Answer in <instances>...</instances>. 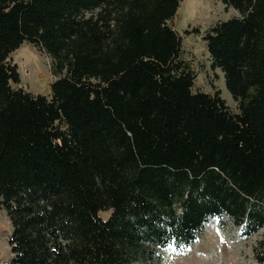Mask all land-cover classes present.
Returning a JSON list of instances; mask_svg holds the SVG:
<instances>
[{
    "label": "trees",
    "instance_id": "16d2710c",
    "mask_svg": "<svg viewBox=\"0 0 264 264\" xmlns=\"http://www.w3.org/2000/svg\"><path fill=\"white\" fill-rule=\"evenodd\" d=\"M217 1L238 16L201 40L235 111L193 89L180 0H0V264H160L212 220L264 228V0ZM23 43L47 95L12 87Z\"/></svg>",
    "mask_w": 264,
    "mask_h": 264
},
{
    "label": "rangeland",
    "instance_id": "374dc122",
    "mask_svg": "<svg viewBox=\"0 0 264 264\" xmlns=\"http://www.w3.org/2000/svg\"><path fill=\"white\" fill-rule=\"evenodd\" d=\"M231 8H225L217 0H180L171 28L180 39L181 58L189 64L195 78L193 89L211 94L217 90L230 111L236 105L225 90L219 70L212 71L201 36L217 21L237 17ZM195 30V31H193ZM10 61L16 66L18 84L32 94L47 95L48 86L54 77L50 74V60L29 44L23 43L10 54ZM107 212L99 214L105 218ZM226 225L220 228L215 221L207 223L195 243L182 252L165 251L160 264H253L254 247L264 234V228L247 239L237 236ZM10 234V225L0 209V261L10 258L6 238Z\"/></svg>",
    "mask_w": 264,
    "mask_h": 264
}]
</instances>
